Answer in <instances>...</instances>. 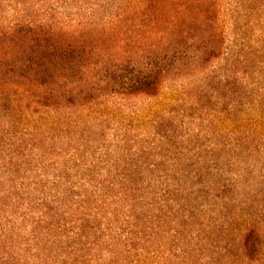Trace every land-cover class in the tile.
<instances>
[{"label": "trees", "instance_id": "obj_1", "mask_svg": "<svg viewBox=\"0 0 264 264\" xmlns=\"http://www.w3.org/2000/svg\"><path fill=\"white\" fill-rule=\"evenodd\" d=\"M72 1L0 0V264H264V0Z\"/></svg>", "mask_w": 264, "mask_h": 264}, {"label": "rangeland", "instance_id": "obj_2", "mask_svg": "<svg viewBox=\"0 0 264 264\" xmlns=\"http://www.w3.org/2000/svg\"><path fill=\"white\" fill-rule=\"evenodd\" d=\"M121 3L122 0H73L70 3H61L56 6L52 3V6H48L49 8L45 10L33 11L32 21L40 20L45 25L57 30H71L88 35L95 34L101 23L113 24L117 15V9L121 6ZM47 4L51 5L49 1H47ZM50 9L53 11L49 12ZM223 65L222 63L216 62L213 67L204 74L200 73L191 78L171 80L164 84L163 93L175 94L177 97L181 95V93L186 92L190 97L177 98L175 106L178 105V108L176 107L177 110H189L195 103L192 100L194 97L191 98V96L205 89L202 87H214L208 84L210 83L212 72L217 71L221 73ZM144 104L146 103L140 100H132L124 103L126 108L133 105L140 106ZM178 122H182V118L178 119ZM185 122L190 124L189 120Z\"/></svg>", "mask_w": 264, "mask_h": 264}]
</instances>
